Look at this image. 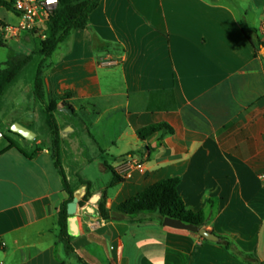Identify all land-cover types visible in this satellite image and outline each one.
<instances>
[{
	"label": "crops",
	"instance_id": "crops-1",
	"mask_svg": "<svg viewBox=\"0 0 264 264\" xmlns=\"http://www.w3.org/2000/svg\"><path fill=\"white\" fill-rule=\"evenodd\" d=\"M0 25H11L3 7ZM247 35L264 42V0H102L89 27L60 43L43 73L45 102L73 108L60 102L57 113L76 255L60 256L69 255L59 228L69 196L52 134L47 144L39 140L35 112L26 108L9 131L21 125L33 138L12 131L0 146V264H77L76 256L88 264H248L220 238L264 264V61ZM35 60L37 71L42 57ZM33 91L34 82L25 94L37 102ZM162 123L174 134L138 138ZM9 141L15 147L4 151ZM106 165L124 181L113 186ZM170 178L180 179L186 207L204 212L218 242L164 227L156 213L117 211Z\"/></svg>",
	"mask_w": 264,
	"mask_h": 264
},
{
	"label": "trees",
	"instance_id": "trees-1",
	"mask_svg": "<svg viewBox=\"0 0 264 264\" xmlns=\"http://www.w3.org/2000/svg\"><path fill=\"white\" fill-rule=\"evenodd\" d=\"M101 1L102 0H59V7L50 17L46 26L48 35L40 43L38 50L29 55H14L5 63H0L1 99L5 88L11 84L23 71V69L32 62L34 56L42 57V60L39 63L36 71L33 93L36 101L42 106L43 112L45 113L47 122L50 126L52 134V157L61 176L63 189L69 196L59 209L60 240L65 244L69 255H76L75 250L71 245L72 236L70 235L68 229V208L69 205L74 201V189H72L70 183L68 182L67 176L62 166V142L60 128L56 119V113L58 111L60 102H62L63 106L69 110H73V108L66 101L62 100H53L49 104L45 102L43 73L48 67L49 60L57 49L58 45L64 42L74 31L85 30L89 27V16L99 7ZM0 7H3L9 12L16 14L13 9V0H0ZM247 38L258 55L260 50L264 48V42H262L259 38H252L249 35H247ZM6 46L7 44L4 40V33L0 31V47L5 48ZM262 58L264 61V56ZM163 130H167L168 134H174L173 128L162 123L151 125L139 130L137 132V136L140 140L146 141L151 136L158 134ZM14 147L15 144L9 141V146L4 151ZM23 154L26 156L24 152ZM106 166L115 177L113 186L124 181V179L118 175L113 167L109 165ZM179 184V178H170L157 182L145 191L120 204L117 208V211L129 218H135L142 214L156 213L160 216L161 220L164 218H171L180 220L185 224L196 225L201 229L205 228L207 225V219L204 212L195 213L186 207L178 192ZM89 198L90 194L88 191L83 199V202H86ZM99 211L105 220L110 218V215L106 211L105 200H103L100 204ZM220 243L223 244L227 250H232L237 256L243 258V260L248 264H262L253 257L247 256L235 250L233 245L226 239L220 238ZM76 259L77 264H88L85 260L77 256ZM62 264L69 263L63 262Z\"/></svg>",
	"mask_w": 264,
	"mask_h": 264
},
{
	"label": "rangeland",
	"instance_id": "rangeland-1",
	"mask_svg": "<svg viewBox=\"0 0 264 264\" xmlns=\"http://www.w3.org/2000/svg\"><path fill=\"white\" fill-rule=\"evenodd\" d=\"M10 27L17 29L20 24L13 12H9ZM7 27V26H6ZM9 27V26H8ZM4 38L9 39V43L5 48L0 47V62L11 58L14 55L29 54L30 51H37L41 41L48 35L46 27L32 31H15L3 32ZM26 35V36H25ZM21 38L19 41L16 39ZM31 41V43H29ZM37 61L28 65L23 71L18 82L13 84L5 93L0 105V132L3 133L5 140H0V146L7 142L11 137L10 124L14 118H19L24 114L26 108H30L35 112V124L31 127L35 134H38V139L45 144L51 139V129L47 122L46 115L43 112L42 106L38 102H34L32 97L25 94L28 86L32 87ZM27 87V88H26ZM24 88V90H23ZM23 90V91H22ZM57 122H61V114L56 113ZM15 133V132H14ZM63 260H69L70 255H66L65 250L60 254ZM69 258V259H67Z\"/></svg>",
	"mask_w": 264,
	"mask_h": 264
},
{
	"label": "built area",
	"instance_id": "built-area-1",
	"mask_svg": "<svg viewBox=\"0 0 264 264\" xmlns=\"http://www.w3.org/2000/svg\"><path fill=\"white\" fill-rule=\"evenodd\" d=\"M59 7V0H13V9L20 24L17 29L13 27H1V32L32 31L42 29L47 26L50 17ZM4 139L0 132V140Z\"/></svg>",
	"mask_w": 264,
	"mask_h": 264
},
{
	"label": "water",
	"instance_id": "water-1",
	"mask_svg": "<svg viewBox=\"0 0 264 264\" xmlns=\"http://www.w3.org/2000/svg\"><path fill=\"white\" fill-rule=\"evenodd\" d=\"M262 54L264 56V48H262ZM12 131L21 135L22 137H24L26 139H32L33 135H34L30 130H28L27 128H25L21 125H16L12 129ZM75 207H76L75 202H73L72 204L69 205L68 213L70 215L74 214ZM69 223H70V226L73 227L75 225V220L71 219ZM163 226L173 228L176 230H184V231H188V232H191L194 234H198L201 238H203L207 241H210V242H218L219 241V238L215 234L207 231L205 228L201 229V228H199L193 224H185L180 220L171 219V218H164L163 219Z\"/></svg>",
	"mask_w": 264,
	"mask_h": 264
},
{
	"label": "snow or ice",
	"instance_id": "snow-or-ice-1",
	"mask_svg": "<svg viewBox=\"0 0 264 264\" xmlns=\"http://www.w3.org/2000/svg\"><path fill=\"white\" fill-rule=\"evenodd\" d=\"M50 2H52V0H50Z\"/></svg>",
	"mask_w": 264,
	"mask_h": 264
}]
</instances>
